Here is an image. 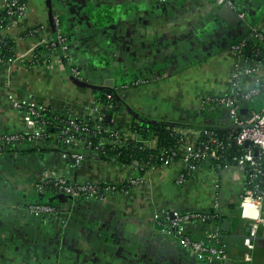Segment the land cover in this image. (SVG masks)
<instances>
[{
  "label": "crops",
  "instance_id": "crops-1",
  "mask_svg": "<svg viewBox=\"0 0 264 264\" xmlns=\"http://www.w3.org/2000/svg\"><path fill=\"white\" fill-rule=\"evenodd\" d=\"M27 1L26 23L7 31L17 48L14 59L0 67V133L32 131L25 110L17 106L32 99L84 118L97 100L95 86L125 88L129 112L151 121L203 129L230 126L229 109L206 99L232 92L231 47L264 24V0H252L245 19L216 0ZM55 14L62 20L70 64L55 63L54 52V63L34 66L39 41L57 34ZM40 26L39 36L28 32ZM246 78L249 85L253 78ZM122 115L112 116L133 120ZM55 148L43 141L0 154V264H264V239L256 244L251 263L243 259L250 221L241 215L244 178L236 168L221 172L211 163H198L185 170L178 161L154 165L144 174L145 185L127 187L128 195L75 201L56 190H37L45 169L120 183L132 168L88 154L82 168L70 170V160ZM43 200L56 207L54 217L28 211L31 203ZM163 210L213 213L210 220L186 223L187 229L200 238L218 231L228 256L221 261L198 257L160 232L154 217Z\"/></svg>",
  "mask_w": 264,
  "mask_h": 264
},
{
  "label": "built area",
  "instance_id": "built-area-1",
  "mask_svg": "<svg viewBox=\"0 0 264 264\" xmlns=\"http://www.w3.org/2000/svg\"><path fill=\"white\" fill-rule=\"evenodd\" d=\"M171 1V0H162ZM220 4H228L239 15L240 18L247 17L248 4L252 0H216ZM3 11L7 14V26L3 30L5 34L10 29L20 24L26 23L29 3L27 0H2ZM61 17L59 14L53 16V22L58 28L57 34L47 40L41 39L40 45H49L50 51L47 53L46 60L39 63L37 53L33 58L34 66L51 64L52 54L55 52L58 58L54 61L60 65L70 64L66 51L68 41L65 33L61 30ZM0 20V28H2ZM41 27V28H40ZM31 30L30 34L39 36L42 29L40 26ZM255 36L264 40V24L251 28ZM244 43L240 41L234 43L231 47L235 55L234 68L231 74L232 92L208 97L206 100L217 105L225 106L229 109L231 115L229 139L233 140L237 146L242 147L244 153L242 156H234V163L223 161L222 151L226 148V142L220 137L219 133L213 128H193V127H175V131L181 136L182 145L172 153L160 152L159 162L149 167L145 164L133 162L130 164L120 163L116 157H111L110 161L120 163L126 167H131L132 171L123 182L109 183L97 182L88 176L76 177L70 176L69 172L61 169H45L42 176L36 181L38 191H46L49 187L57 192L64 193L75 201L83 199H94L104 201L109 195L130 194V188L141 187L146 183L144 174L154 167V165H169L172 162H180L188 170L196 168L198 163H211L216 171H227L236 168L244 178V191L241 194L239 205L241 215L244 219L250 221L249 233L245 238L246 251L243 259L251 263L254 259V249L256 240L259 238L260 231L264 237V107L261 103L264 100V61H250L243 55ZM6 61L0 53V67L6 65ZM53 62V63H54ZM71 74L82 80L79 72L70 67ZM252 77L249 85L246 84V77ZM1 82V81H0ZM125 88L119 89L123 94ZM206 101V102H208ZM17 106L25 110L32 131H12L0 133V154H3L7 147L11 145H23L35 143L40 146L43 141L49 138L59 139L67 149L62 151L64 157L70 160L69 169L78 170L82 168L88 151L86 140L82 138L84 127L79 123L80 118L69 114L65 125L58 133L49 132L47 123H51L45 118L48 105L32 99L29 103L22 101ZM247 107V112H244ZM89 114L97 121V127L100 131L110 134L115 144L125 143L129 139H137V136L127 128L117 129L116 127H105L103 125L104 114L101 103L96 100L89 108ZM71 110V109H70ZM55 112V111H54ZM112 120L114 118L112 117ZM208 138L203 146H198L197 141L202 136ZM152 145V143H151ZM136 171V172H135ZM220 185L217 183L216 188ZM217 193V192H216ZM220 197L215 196V209H220ZM28 211L40 217L55 216L56 207L47 202H34L28 206ZM213 213H181L163 210L154 217L156 227L163 234L176 237L180 244L198 257L210 260L221 261L228 256L226 244L221 239L218 231L205 234L204 237L192 235L186 226L190 221L204 222L210 220Z\"/></svg>",
  "mask_w": 264,
  "mask_h": 264
},
{
  "label": "trees",
  "instance_id": "trees-1",
  "mask_svg": "<svg viewBox=\"0 0 264 264\" xmlns=\"http://www.w3.org/2000/svg\"><path fill=\"white\" fill-rule=\"evenodd\" d=\"M0 20L3 25V27L0 28V53L6 61H11L16 55L17 47L15 39L11 38L10 35L5 34L3 31L5 26H7L6 11H3L0 14ZM33 28L35 27L28 28V32L34 30ZM240 42L244 43L243 55L246 59L250 61H264V40L257 38L252 29L244 34ZM50 48L49 45H40L37 47L36 53L38 58H40L39 63H43L46 60ZM105 89L106 88L102 87H94L93 89L94 93L97 95V100L102 105V112L104 114L103 125L105 127H116L117 129L127 128L137 136L138 140L136 138L129 139L125 143L115 144L110 141L112 137H110L109 133L98 129L97 120L93 116L88 115L79 119V123L84 127L82 138L86 140L88 154L100 159L116 157L120 163L130 164L137 162L149 167L150 165L159 162L160 152L162 150L170 154L182 145L181 136L175 131V124L151 121L136 116L135 113L132 114L129 112L118 88H111V92H107ZM125 110L126 113L130 114L133 118L129 123L107 119L109 114L113 115L115 112L124 113ZM45 118L51 122L47 123V129L53 134L58 133L68 119L67 115L60 114L58 110H54L52 106H48ZM213 129L219 133L220 137L227 144L226 148L222 151L224 154L223 161L234 163L235 161L233 157L242 156L244 151L242 147L237 146L233 140L229 139L231 128ZM207 138L206 135H202L198 139L197 145L203 146ZM47 142L55 144V150H59L60 152L67 149L59 139L49 138L47 139ZM14 147H16V145H11L7 147L6 150L9 151ZM36 148L30 149L36 150ZM47 190L54 189H50L49 187ZM37 202L50 203L46 200Z\"/></svg>",
  "mask_w": 264,
  "mask_h": 264
},
{
  "label": "water",
  "instance_id": "water-1",
  "mask_svg": "<svg viewBox=\"0 0 264 264\" xmlns=\"http://www.w3.org/2000/svg\"><path fill=\"white\" fill-rule=\"evenodd\" d=\"M228 6H229V5H228ZM229 9L232 10L233 8L229 6ZM232 11H233V10H232ZM95 87L106 88L105 90H106L107 92H111V90H112L110 87H107V86H106V87H105V86H95ZM120 94H121V93H120ZM122 95H123V94H121V96H122ZM112 117H113L112 114H109V115L107 116V119H108V120H112ZM229 222H230L229 220L224 221L225 224H228Z\"/></svg>",
  "mask_w": 264,
  "mask_h": 264
},
{
  "label": "rangeland",
  "instance_id": "rangeland-1",
  "mask_svg": "<svg viewBox=\"0 0 264 264\" xmlns=\"http://www.w3.org/2000/svg\"><path fill=\"white\" fill-rule=\"evenodd\" d=\"M115 114L120 115V117H123L122 114H127V113H126V110H125L124 113L115 112ZM116 117H117V116H116ZM120 119H121V118H120ZM261 233H262V231L260 232L259 238L256 240V244H257V246H258V244L262 241V239H264V237L261 235ZM262 237H263V238H262Z\"/></svg>",
  "mask_w": 264,
  "mask_h": 264
}]
</instances>
